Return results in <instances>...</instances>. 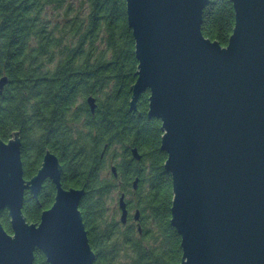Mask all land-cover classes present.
<instances>
[{"label":"water","instance_id":"water-1","mask_svg":"<svg viewBox=\"0 0 264 264\" xmlns=\"http://www.w3.org/2000/svg\"><path fill=\"white\" fill-rule=\"evenodd\" d=\"M231 2L235 26L222 46L202 33L210 0H126L139 63L129 110L136 112L149 91L148 117L161 121L172 178L180 264H264V0ZM8 81L0 79V96ZM87 104L94 114L96 98ZM131 154L141 161L137 148ZM61 178L59 159L48 150L36 175L25 179L20 133L8 142L0 137V216L8 212L12 230L0 221V264H34L37 250L48 264L95 263L79 211L85 192L64 189ZM48 179L55 201L31 224L25 193L39 201ZM119 206L126 223L124 194Z\"/></svg>","mask_w":264,"mask_h":264},{"label":"trees","instance_id":"trees-1","mask_svg":"<svg viewBox=\"0 0 264 264\" xmlns=\"http://www.w3.org/2000/svg\"><path fill=\"white\" fill-rule=\"evenodd\" d=\"M68 1L0 0V79L9 80L0 105V137L8 142L20 133L25 179L36 175L45 152L51 150L64 162L65 184L86 187L84 200L95 202V220L101 227L96 264H166L162 231L171 218L172 178L164 168L161 121L148 117L149 91L141 95L136 112L129 110L139 63L126 0ZM234 26L231 0H210L203 12L204 36L227 46ZM90 96L97 102L94 115L87 104ZM133 148L141 161L133 158ZM136 178L149 231L146 252L130 243L133 233L120 234L114 247L113 223L105 218L116 202L112 193L131 194ZM54 199L49 182L39 201L26 193L27 221L39 224ZM152 220L155 232L147 227ZM0 221L12 233L7 211ZM182 255L179 238L167 264H180ZM34 264L47 263L35 253Z\"/></svg>","mask_w":264,"mask_h":264},{"label":"flooded vegetation","instance_id":"flooded-vegetation-1","mask_svg":"<svg viewBox=\"0 0 264 264\" xmlns=\"http://www.w3.org/2000/svg\"><path fill=\"white\" fill-rule=\"evenodd\" d=\"M4 102H5V97H4V91H3V94L0 96V105L2 106ZM92 115H94V114L92 113ZM49 151H51V150H49ZM51 152L53 154H55L53 151H51ZM57 157H58L59 162L62 166L61 183H62L63 188L66 190L73 188V189H78V190H84V192H85L84 196L80 202V205H79V211H80L82 218H83V223L85 225V230L87 233V238H88V243H89L90 249L92 250V252L96 256L95 263H94V264H96L97 259H98V255H99L98 254L99 252L97 251V249L99 248V245L97 244V240H99L101 237V235H100L101 234L100 233L101 227L99 225V222H97L95 220V217L97 216V213H98V209L94 206V204H95L94 201L90 203V202H86L84 200V198L86 196V192H87L86 187H74V185H66L65 184V179H66L65 165H64L62 158H60L59 156H57ZM101 157L102 158L104 157V153L102 154ZM111 167H114V160L111 161ZM135 180L140 181L139 178H136ZM134 181L132 184V193L127 194L125 191L123 192L120 190V192H118L117 203L115 202L116 204L114 203L112 208H109V207L107 208L108 213L110 215L106 216L105 218L109 219L110 222L113 223L111 226L112 233H111L110 240H112L114 242V247H116L115 241L120 236V234H123L126 232L127 236H129L130 234L133 233V235H134L133 239L128 237L130 243H134V245H135L134 247H136V249L140 250L141 252H144V251L146 252L148 250V247H149V242H148V232L149 231H148V229L146 231V223H144V221H143L142 212H141V209L139 206V196H138L139 184H138L137 189H135L134 188ZM46 182H49L53 185V187L55 189V196H56V186L49 179ZM26 193H30V192L26 191ZM26 193H25V196H26ZM122 194L125 195V200L127 203L128 216H127L126 223L121 222L122 211H121L120 206H119V198ZM128 197H132L131 199H133V200H129ZM54 201H55V199H54ZM138 212H139L140 216H139V219H136L135 216ZM114 213H116L117 216H114L113 215ZM170 213H171V209H170ZM147 223H148L147 227L155 232L156 222L152 220L151 222H147ZM179 238H180V236L178 235L177 231L171 225V218H170L169 219V225H168L167 229L162 231V247L161 248L163 250L162 256L164 255L166 264L168 263V260L170 259L171 254L176 250ZM35 253H39L45 257V255L42 252H40L39 250H37ZM45 261L48 264L46 257H45Z\"/></svg>","mask_w":264,"mask_h":264},{"label":"rangeland","instance_id":"rangeland-1","mask_svg":"<svg viewBox=\"0 0 264 264\" xmlns=\"http://www.w3.org/2000/svg\"><path fill=\"white\" fill-rule=\"evenodd\" d=\"M71 1H73L74 4H77V3H79L81 0H69L68 2H71ZM116 149H117V151L121 152V147L118 146V147H116ZM111 197H112V200H113V199H114V200L116 199V203H117V201H118V192H113ZM131 198H132V197H128L129 200H133V199H131ZM116 203H115V204H116ZM111 205L113 206L114 203H111ZM174 263H175V262H174ZM172 264H173V263H172Z\"/></svg>","mask_w":264,"mask_h":264}]
</instances>
